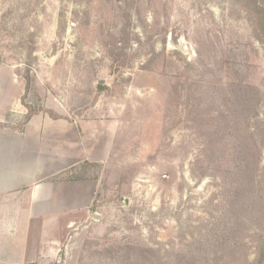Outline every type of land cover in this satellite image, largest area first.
<instances>
[{
  "label": "rangeland",
  "instance_id": "1",
  "mask_svg": "<svg viewBox=\"0 0 264 264\" xmlns=\"http://www.w3.org/2000/svg\"><path fill=\"white\" fill-rule=\"evenodd\" d=\"M250 3L0 0V133L20 136L29 108L67 141L75 127L74 150L46 151L36 200L29 185L0 194V264L253 263L264 45Z\"/></svg>",
  "mask_w": 264,
  "mask_h": 264
},
{
  "label": "crops",
  "instance_id": "2",
  "mask_svg": "<svg viewBox=\"0 0 264 264\" xmlns=\"http://www.w3.org/2000/svg\"><path fill=\"white\" fill-rule=\"evenodd\" d=\"M54 121L58 122L39 111L28 118L20 136L0 133V194L29 185L30 196L36 200L43 183V178L39 176L43 174L40 164L51 153L46 151L59 149L61 143L65 146L74 144L75 127L67 126L69 129L64 135L68 136L67 141L50 127ZM70 149L74 150V147L70 146ZM59 157H62L60 153H55L53 158Z\"/></svg>",
  "mask_w": 264,
  "mask_h": 264
},
{
  "label": "trees",
  "instance_id": "3",
  "mask_svg": "<svg viewBox=\"0 0 264 264\" xmlns=\"http://www.w3.org/2000/svg\"><path fill=\"white\" fill-rule=\"evenodd\" d=\"M246 7L245 9L249 10L250 12L254 13L255 17H256V24H257V28L259 29V35H258V39L260 41V43H262L264 45V9L260 6H258V3H256L253 0V3H250L249 5L244 6ZM114 61L117 60V55L113 54ZM39 112L38 110H34L32 111L30 108L28 109L26 118H29L30 115ZM50 116L54 117L53 114L51 112H49ZM252 264H264V248L263 246L260 247V250L258 252L257 258L253 261Z\"/></svg>",
  "mask_w": 264,
  "mask_h": 264
},
{
  "label": "water",
  "instance_id": "4",
  "mask_svg": "<svg viewBox=\"0 0 264 264\" xmlns=\"http://www.w3.org/2000/svg\"><path fill=\"white\" fill-rule=\"evenodd\" d=\"M97 83L103 85H109L110 82L106 77H97Z\"/></svg>",
  "mask_w": 264,
  "mask_h": 264
}]
</instances>
